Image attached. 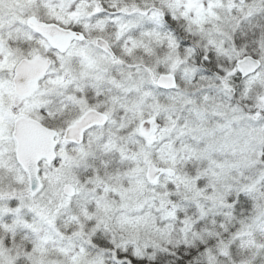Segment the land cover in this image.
I'll return each instance as SVG.
<instances>
[{
	"label": "snow or ice",
	"instance_id": "1",
	"mask_svg": "<svg viewBox=\"0 0 264 264\" xmlns=\"http://www.w3.org/2000/svg\"><path fill=\"white\" fill-rule=\"evenodd\" d=\"M0 264H264V0H0Z\"/></svg>",
	"mask_w": 264,
	"mask_h": 264
}]
</instances>
